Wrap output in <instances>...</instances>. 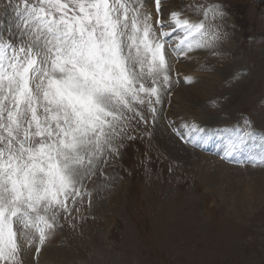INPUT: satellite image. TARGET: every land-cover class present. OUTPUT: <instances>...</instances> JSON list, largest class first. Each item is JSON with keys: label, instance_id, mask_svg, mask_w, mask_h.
<instances>
[{"label": "snow or ice", "instance_id": "snow-or-ice-1", "mask_svg": "<svg viewBox=\"0 0 264 264\" xmlns=\"http://www.w3.org/2000/svg\"><path fill=\"white\" fill-rule=\"evenodd\" d=\"M196 7L202 18L174 11L167 24L182 29L185 54L218 39L210 21L222 13ZM16 9L15 32L0 31V264H23L32 246L39 254L59 210L115 150L127 113L143 119L134 105H147L155 118L172 85L171 33L144 0H23Z\"/></svg>", "mask_w": 264, "mask_h": 264}, {"label": "rangeland", "instance_id": "rangeland-1", "mask_svg": "<svg viewBox=\"0 0 264 264\" xmlns=\"http://www.w3.org/2000/svg\"><path fill=\"white\" fill-rule=\"evenodd\" d=\"M22 4L23 0H0V31L15 32L16 6ZM144 5L155 22L153 0H144ZM174 6L183 9L193 20L202 18L196 6L218 9L222 15L210 21L211 31L218 34V39L200 47L205 52L199 64L200 72L207 73V77L180 88L175 97L177 101L182 98L183 104L174 105L172 115L178 126L187 127L182 113L201 115V125L213 132L208 133V141H203L201 146L216 148L218 153L229 149L236 155L242 150L232 144L233 137L240 139L255 134L254 129L259 131L257 134L264 133V0H170L167 10ZM225 52L228 58L237 59L241 67L234 61L223 64L220 57ZM187 66L184 79L190 73L191 67ZM219 70H224V75L230 73L220 79L215 76ZM169 75L172 85L163 90L161 102L154 105L155 118L147 105H134L144 118L127 113L131 121L124 124L115 139L126 140L138 130L136 148L143 156L138 163L130 158V172L139 166L140 176L134 190L121 199L120 219L111 225L112 236L106 241L110 224L104 203L106 189L100 190L105 196L99 199L96 212L85 208L83 195L74 201L70 199L69 211L59 210L56 218L64 235L61 245L53 249L41 247L45 250L41 256L51 259L46 263L264 264V168L258 167L259 159L260 163L254 164L257 156L264 157V137L255 138L259 142L261 139V144L246 138L238 141L241 147L248 146L249 152L245 151V165L239 168L222 163L218 156L203 154L197 142H180L165 128L162 116L167 93L174 86L172 71ZM196 83L207 88L203 99L186 91ZM234 126L237 130L232 129ZM150 137L155 141L150 142ZM145 144L148 153L143 150ZM114 148L117 151L115 143ZM249 154L256 155L255 159ZM79 208L86 213L81 220L77 219ZM36 254V246L30 247L25 252L26 264H36Z\"/></svg>", "mask_w": 264, "mask_h": 264}, {"label": "bare ground", "instance_id": "bare-ground-1", "mask_svg": "<svg viewBox=\"0 0 264 264\" xmlns=\"http://www.w3.org/2000/svg\"><path fill=\"white\" fill-rule=\"evenodd\" d=\"M191 55V54H190ZM169 59V58H168ZM227 66L225 67L226 69H228L229 64H226ZM216 77L223 79L222 77H224V70H219L218 73L215 75ZM187 93L189 95H193L197 98H204L205 95L207 94V88H205L203 85H200L198 83H196L195 85L193 84L190 89L186 90ZM230 98V97H229ZM264 141V138H262ZM169 144V143H168ZM43 246H46L45 244ZM42 246V248H43ZM45 249V248H44ZM43 250V249H42ZM45 251V250H44ZM43 251V252H44Z\"/></svg>", "mask_w": 264, "mask_h": 264}]
</instances>
